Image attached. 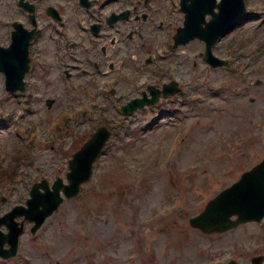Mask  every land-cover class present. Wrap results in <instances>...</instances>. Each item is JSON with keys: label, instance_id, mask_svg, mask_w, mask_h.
<instances>
[{"label": "rangeland", "instance_id": "rangeland-1", "mask_svg": "<svg viewBox=\"0 0 264 264\" xmlns=\"http://www.w3.org/2000/svg\"><path fill=\"white\" fill-rule=\"evenodd\" d=\"M248 1L253 9L256 8L253 13L256 19L242 24L223 41L218 49L221 55L227 53L229 44L228 47L237 49L241 44L248 48L264 43V0ZM16 2L0 0L2 47L9 43L10 24L14 20L23 23ZM198 49V44L192 43L179 55L184 56L182 63L191 66L193 60L189 56ZM261 62L263 68L249 79L251 89L242 91L238 97H226L230 95L228 89L238 87L232 75L219 71L211 79L202 81L201 100L189 93L187 100L177 105L181 108L182 121L178 123L172 119L169 129L150 132L148 113L128 121L126 134L119 135L123 143H115L113 138L116 148H110L99 161L93 179L82 187L81 199L64 202L35 237L30 236L29 225H26L19 246L24 261L0 264H110L109 261L113 264H152L150 253L146 252V247L152 245L148 243L150 227L147 222L176 192H182L179 200L183 203V212L188 215L167 222L171 223L167 225L170 232L165 228L156 243V264L204 262L212 258L211 255L225 253L228 246L262 242L264 222L244 224L233 231L211 236L201 235L187 222L207 199L230 186L263 158L264 57L260 58ZM124 72L129 73L128 70ZM51 76L52 81L57 80L56 73ZM2 85L0 76V165L12 162L19 140L23 141V147L33 143L34 150L27 166L18 169L12 180L0 184V216L13 206L24 204L33 183L41 179L52 183L56 177L64 179L67 160L75 151L74 147L82 144L81 140L77 144L74 141L87 127L78 117L75 132L65 129L59 139H56L58 131L48 138L65 112L75 113L84 106L77 101L78 94L72 89L66 90L60 82L50 86L42 77L26 103V98L20 95H6ZM49 99L54 103L47 108ZM103 105L106 106L105 115L110 116L112 104ZM34 131L35 138L26 136ZM175 132L181 133L179 145L167 147ZM166 152V159L173 162L160 163L165 160ZM139 242L143 245L140 251L137 249ZM164 248L168 251L166 258L161 251Z\"/></svg>", "mask_w": 264, "mask_h": 264}, {"label": "flooded vegetation", "instance_id": "flooded-vegetation-1", "mask_svg": "<svg viewBox=\"0 0 264 264\" xmlns=\"http://www.w3.org/2000/svg\"><path fill=\"white\" fill-rule=\"evenodd\" d=\"M24 1L35 6L39 29L30 44V53L37 70L36 77L47 74L52 80L51 74L62 71L65 82L78 92L76 97L85 102H101L104 99L105 93L100 87L102 81L112 77L113 72H108L110 64L119 72L128 70L139 75V72L143 71L150 76V86H163L165 67L160 66L163 60L159 56L152 58L150 55L157 41L167 36L164 24L165 19L169 17L170 0H105L102 4L101 0H90L92 7L95 3L91 16L77 15L78 0ZM44 6L52 7L61 19L56 20L48 16L47 11L42 10ZM124 11H129L127 19L112 25L107 23L110 16L119 15ZM23 24L25 28L31 25L28 22V14L24 11ZM93 25L98 27L96 36L90 32ZM29 27L27 29L31 28ZM148 57H151V61L144 68L150 70H144L139 64ZM56 77L62 78L61 75ZM152 79H155L156 83ZM56 81L60 82L59 79ZM118 82L122 83L123 89L130 88L131 94L115 95V101L120 99L119 102H128L138 97L132 90L133 84L130 80L120 77ZM141 89L143 92L147 88L144 86ZM87 90L96 96L88 99ZM179 217L184 216L178 213L175 218ZM258 255H264V250ZM219 259L220 254H215V260Z\"/></svg>", "mask_w": 264, "mask_h": 264}, {"label": "water", "instance_id": "water-1", "mask_svg": "<svg viewBox=\"0 0 264 264\" xmlns=\"http://www.w3.org/2000/svg\"><path fill=\"white\" fill-rule=\"evenodd\" d=\"M228 2L229 5L230 2L232 4L231 9L233 11L231 10V12L233 14L216 20L213 23L212 31L207 28L203 32L200 25L204 14L200 11L202 7L200 2L186 6L187 22H185L184 31L186 29L188 32L189 29L194 30V36L187 39H193L197 36L206 40L211 34L210 40L213 41L231 23L241 18L243 15L241 0H228ZM224 9L226 10L227 6ZM16 29L17 32L13 35V42L10 48L0 51V71L6 74V86L9 91L22 90L21 79L25 71V39H23V31L18 27ZM132 108L134 109V107ZM107 136V133L103 129L99 130L93 140L69 163L70 173L67 177L70 185L63 187V191L67 197L75 195L78 185L89 178L91 164L100 152ZM251 186L261 192L259 198L250 194L248 188ZM37 187L31 192V199L27 201V209L16 208L7 216L9 217V222H6V225L10 228V234L6 236V240H8L11 248L9 251L2 250L4 239L0 235V256L3 258H9L16 253L17 239L22 231L21 227L18 228L13 223L14 217L24 216L25 220L34 222L35 226L31 229V232L34 233L44 219L51 215L61 203L58 192L62 188L59 182L54 186L53 192H46L45 194L39 193ZM233 215L237 216V220L231 222L229 218ZM263 215L264 161L251 172L242 175L241 180L237 184L222 192L214 201L208 204L200 216L192 219L190 223L193 227L200 229L204 233L223 232L246 221L260 220Z\"/></svg>", "mask_w": 264, "mask_h": 264}, {"label": "bare ground", "instance_id": "bare-ground-1", "mask_svg": "<svg viewBox=\"0 0 264 264\" xmlns=\"http://www.w3.org/2000/svg\"><path fill=\"white\" fill-rule=\"evenodd\" d=\"M248 189H249L250 194L255 196L256 198H259L261 196V192L259 190L255 189L253 186L249 187ZM172 218L168 219V221L171 220Z\"/></svg>", "mask_w": 264, "mask_h": 264}]
</instances>
